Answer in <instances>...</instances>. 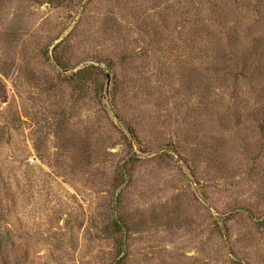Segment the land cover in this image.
I'll return each instance as SVG.
<instances>
[{"label":"rangeland","instance_id":"rangeland-1","mask_svg":"<svg viewBox=\"0 0 264 264\" xmlns=\"http://www.w3.org/2000/svg\"><path fill=\"white\" fill-rule=\"evenodd\" d=\"M0 264H264V0H0Z\"/></svg>","mask_w":264,"mask_h":264},{"label":"trees","instance_id":"trees-1","mask_svg":"<svg viewBox=\"0 0 264 264\" xmlns=\"http://www.w3.org/2000/svg\"><path fill=\"white\" fill-rule=\"evenodd\" d=\"M57 50V48H56ZM95 70H99L98 67L95 66H90L87 67L85 69L80 70L79 72H77L74 76L77 77V82L78 85H86L89 81H92L93 79V75H94V71Z\"/></svg>","mask_w":264,"mask_h":264}]
</instances>
